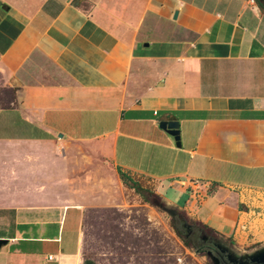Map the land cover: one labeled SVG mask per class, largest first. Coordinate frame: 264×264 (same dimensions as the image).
<instances>
[{
	"label": "crops",
	"instance_id": "0c3cea01",
	"mask_svg": "<svg viewBox=\"0 0 264 264\" xmlns=\"http://www.w3.org/2000/svg\"><path fill=\"white\" fill-rule=\"evenodd\" d=\"M0 73V264H85L92 212L145 202L120 171L227 253L264 250L259 0H0Z\"/></svg>",
	"mask_w": 264,
	"mask_h": 264
},
{
	"label": "rangeland",
	"instance_id": "374dc122",
	"mask_svg": "<svg viewBox=\"0 0 264 264\" xmlns=\"http://www.w3.org/2000/svg\"><path fill=\"white\" fill-rule=\"evenodd\" d=\"M12 91L0 73V107L12 104ZM133 180L143 188H155L149 180ZM130 192L126 197L131 207L93 211L88 218L86 259L95 264H217L214 253L223 243L213 231L169 206L158 208L162 203L157 199L153 200L157 209L145 206L139 196ZM165 195L179 199L168 188ZM184 200L183 197L178 203L184 204Z\"/></svg>",
	"mask_w": 264,
	"mask_h": 264
},
{
	"label": "water",
	"instance_id": "95a60500",
	"mask_svg": "<svg viewBox=\"0 0 264 264\" xmlns=\"http://www.w3.org/2000/svg\"><path fill=\"white\" fill-rule=\"evenodd\" d=\"M160 127L163 130H166L169 134H171L175 138L177 146L181 147V135H180V130H179V124L177 122H173V121L162 122L160 124ZM7 244L8 242L6 240H0V248ZM219 247L221 251L227 254L230 264H264V250L258 251L254 255H251V256L237 257L233 254L227 253V249L223 248V246L220 245ZM215 260L217 264H221V261L219 258L215 257Z\"/></svg>",
	"mask_w": 264,
	"mask_h": 264
},
{
	"label": "trees",
	"instance_id": "16d2710c",
	"mask_svg": "<svg viewBox=\"0 0 264 264\" xmlns=\"http://www.w3.org/2000/svg\"><path fill=\"white\" fill-rule=\"evenodd\" d=\"M259 1H260L261 5H264V0H259ZM13 90H14V91H12L13 98H12V102H11L12 104L15 103V101H16V90L15 89H13ZM11 105H8L6 107H0V108L5 109V108L10 107ZM120 174H121L122 179L125 181V183L128 186H130L131 188H134L137 191V193H139L144 198L145 202L152 203V204L154 203L152 198L155 196V194L151 190H149L147 188H143V187L139 186L137 183H134L135 181L130 176H128L127 174H124L122 171H120ZM219 252H220V255L219 256L216 255V257L220 259L221 263L230 264L227 254L221 250H219ZM225 255H226V257H225ZM85 264H95V263L91 260H86Z\"/></svg>",
	"mask_w": 264,
	"mask_h": 264
},
{
	"label": "built area",
	"instance_id": "2783aa9c",
	"mask_svg": "<svg viewBox=\"0 0 264 264\" xmlns=\"http://www.w3.org/2000/svg\"><path fill=\"white\" fill-rule=\"evenodd\" d=\"M250 3L254 5L255 4V0H250ZM192 184L195 185V186L198 185L197 182H193ZM196 190H198V188H196ZM50 258H52V257H50Z\"/></svg>",
	"mask_w": 264,
	"mask_h": 264
},
{
	"label": "flooded vegetation",
	"instance_id": "af4514ba",
	"mask_svg": "<svg viewBox=\"0 0 264 264\" xmlns=\"http://www.w3.org/2000/svg\"><path fill=\"white\" fill-rule=\"evenodd\" d=\"M177 213V212H176ZM175 213V214H176ZM215 255H217V256H219L220 255V252H219V250H215V253H214ZM225 257H226V255H225ZM221 264H223V263H221Z\"/></svg>",
	"mask_w": 264,
	"mask_h": 264
}]
</instances>
